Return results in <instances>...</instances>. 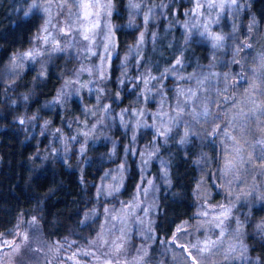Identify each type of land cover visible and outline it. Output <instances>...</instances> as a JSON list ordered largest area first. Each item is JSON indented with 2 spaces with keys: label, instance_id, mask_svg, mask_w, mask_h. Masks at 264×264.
<instances>
[{
  "label": "rangeland",
  "instance_id": "obj_1",
  "mask_svg": "<svg viewBox=\"0 0 264 264\" xmlns=\"http://www.w3.org/2000/svg\"><path fill=\"white\" fill-rule=\"evenodd\" d=\"M81 2L92 5L93 15L85 18ZM174 2L169 10L171 0H128L127 25L137 26L138 33L118 62L113 97L120 99L124 85L137 93L130 103L117 106L105 92L116 54L112 0L28 1L25 13L33 8L42 12L38 38L10 54L5 81L12 83L30 65L42 70L54 51L75 58L70 74L45 105L48 113L21 117L30 135L43 154L64 160L71 150L82 155L88 144L99 142H106L114 156L121 137L123 152L96 182L102 207L92 209L98 230L86 243L60 251L42 236L36 215L29 214L0 236V264H151L147 239L154 235L152 211L158 187L168 183V166L157 150L169 136L180 144L191 137L200 145L210 142L208 161L214 163L205 166L196 182L193 216L163 241L167 261L162 253L153 264L247 263L244 215L264 199V30L256 28L248 0H182L179 10L178 0ZM162 17L164 29L179 25L186 39L206 42L208 63L186 71L182 60L175 59L163 74L143 68V47ZM72 97L76 105L62 118ZM10 99L17 101L15 94ZM53 110H58L55 118ZM145 128L149 136L140 143L137 137ZM127 154L136 158L139 176L131 197L124 199L118 191L130 165ZM5 241L14 243L9 248Z\"/></svg>",
  "mask_w": 264,
  "mask_h": 264
},
{
  "label": "trees",
  "instance_id": "obj_2",
  "mask_svg": "<svg viewBox=\"0 0 264 264\" xmlns=\"http://www.w3.org/2000/svg\"><path fill=\"white\" fill-rule=\"evenodd\" d=\"M28 1L0 0V236L9 231L20 217L34 214L45 240L58 244L60 251H65L86 243L98 230L99 221L91 215L95 206L98 209L102 207L95 194L96 182L107 168L118 163L123 152V137L114 156H109L106 142L88 144L82 155L71 150L67 160L43 154V147L30 135L21 117L41 110L48 113L45 105L70 74L75 58L63 50L54 51L42 70L30 65L12 83L5 81L4 66L10 54L28 48L38 38L42 12L33 8L25 13ZM174 1L171 0L166 9L170 10L176 4ZM112 3L110 17L117 24L116 54L112 58L110 77L105 81V92L110 101L114 104L116 100L119 106L130 103L137 93L124 85L120 99L113 97L118 62L136 39L138 28L127 25L128 0H112ZM177 4L178 10L182 8V0ZM248 10L256 28L264 30V0H248ZM164 19L162 17L155 25L156 34L145 42L140 65L152 73L163 74L175 59L182 60L186 71L208 63V44L193 38L186 39L179 25L176 30L164 29ZM247 20L243 21V29ZM167 81H171L169 76ZM14 94L17 101L10 99ZM20 94L26 97L21 98ZM75 105V99L70 98L69 107L64 106L62 118L71 114ZM51 115L57 117L58 110H53ZM148 132V128L140 130L137 140L141 143L147 139ZM212 147L208 141L200 145L196 137H191L186 144H180L178 138L171 136L160 142L157 152L166 160L168 183L158 187L156 209L152 211L154 235L147 239L151 264L157 262L162 253L167 261L168 251L163 241L172 235L177 224L193 216L195 185L205 166L214 163V159L208 161ZM127 155L130 165L122 189L118 191L124 199L131 197L139 176L136 158ZM83 156L87 158L84 163ZM244 217L246 223L242 238L248 256L245 264H264V226L258 225L259 221L264 222V199L252 206ZM45 264L61 263L52 260Z\"/></svg>",
  "mask_w": 264,
  "mask_h": 264
},
{
  "label": "snow or ice",
  "instance_id": "obj_3",
  "mask_svg": "<svg viewBox=\"0 0 264 264\" xmlns=\"http://www.w3.org/2000/svg\"><path fill=\"white\" fill-rule=\"evenodd\" d=\"M233 2H235V0H233ZM80 7L84 10V16H85V18L93 15V13L91 11H89V9L92 7L91 4L85 3V2H81ZM87 38L88 37L85 36V39H87ZM216 39L219 40V39H221V37H216ZM178 63H179V61H178ZM25 239H26V237H25ZM4 243H5V247L11 248L14 242H7V241H5ZM193 247H195V245H193ZM14 250L15 251H18L19 250V246L17 245ZM108 264H111V262H108ZM193 264H196L195 260L193 261Z\"/></svg>",
  "mask_w": 264,
  "mask_h": 264
}]
</instances>
